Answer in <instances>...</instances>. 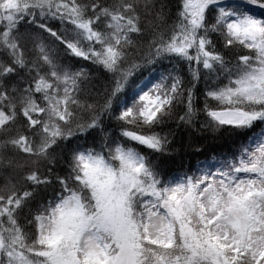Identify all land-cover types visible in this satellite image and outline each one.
I'll return each instance as SVG.
<instances>
[{
	"label": "snow or ice",
	"instance_id": "1",
	"mask_svg": "<svg viewBox=\"0 0 264 264\" xmlns=\"http://www.w3.org/2000/svg\"><path fill=\"white\" fill-rule=\"evenodd\" d=\"M0 264H264V0H0Z\"/></svg>",
	"mask_w": 264,
	"mask_h": 264
}]
</instances>
